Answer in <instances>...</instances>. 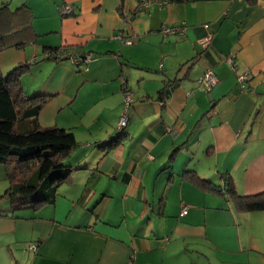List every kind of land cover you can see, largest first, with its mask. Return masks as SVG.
Here are the masks:
<instances>
[{"label": "crops", "instance_id": "0c3cea01", "mask_svg": "<svg viewBox=\"0 0 264 264\" xmlns=\"http://www.w3.org/2000/svg\"><path fill=\"white\" fill-rule=\"evenodd\" d=\"M10 1V15L27 8V41L7 48L27 65L24 96L45 98L38 125L78 145L52 203L13 211L0 199V264H264V211H240L229 194L264 193V0H148L131 24L138 0ZM180 23L183 36L159 33ZM208 68L219 82L204 93ZM122 77L132 101L109 147ZM7 187L0 164V196Z\"/></svg>", "mask_w": 264, "mask_h": 264}, {"label": "trees", "instance_id": "16d2710c", "mask_svg": "<svg viewBox=\"0 0 264 264\" xmlns=\"http://www.w3.org/2000/svg\"><path fill=\"white\" fill-rule=\"evenodd\" d=\"M26 9L20 7L10 15L7 5H1L0 51L19 48L27 41ZM58 52L52 49L46 58ZM61 55L65 59L71 56L61 52L55 58L61 61ZM26 69L27 65L21 64L6 75L0 72V164L5 168L8 181L0 199H7L13 211L54 201L57 187L70 180L72 169L65 161L78 145L71 131L38 125L37 116L46 100L40 96H24L20 78ZM126 125L120 131L116 129L109 147L118 143ZM229 194L240 211H264V193L244 197L231 189Z\"/></svg>", "mask_w": 264, "mask_h": 264}, {"label": "built area", "instance_id": "2783aa9c", "mask_svg": "<svg viewBox=\"0 0 264 264\" xmlns=\"http://www.w3.org/2000/svg\"><path fill=\"white\" fill-rule=\"evenodd\" d=\"M232 1V0H230ZM150 2L148 0H138L136 6L134 7V9L131 11L130 16L124 19V23L125 24H131L132 22H134V20L138 17V15L141 13V11L144 8H147L149 6ZM57 11L62 14V15H66L69 14L72 9L70 6L68 5H61L57 8ZM203 27L206 30V33L200 37L199 39H197V43L200 45L201 48L203 49H207L210 41L212 39V32L209 29L208 24H204ZM185 30L186 27L184 26L183 23L177 24V25H162L159 29V33L163 36V37H167V36H183L185 34ZM118 39L123 42V43H128L126 40H124V38L122 37L121 34L118 35ZM49 54L47 53L48 57ZM65 59V57L63 55L59 56V60H63ZM71 62L74 64H78V63H88L90 61V56L87 55L85 57H79V58H70ZM226 62L228 64H231L233 62V57L232 55H228V57L226 58ZM239 79H244V76H240ZM219 80L217 78V76L214 74V72L211 69H206L203 74L201 75V77L198 78L197 80V88L198 90L204 92V93H208L209 91H211L217 84H218ZM121 86H122V90L124 93V110L118 120L117 123V130H121V128H123L126 123H127V115H126V108L130 105L132 99H131V93L130 91L127 90V87L125 85V79L122 77L121 78ZM183 213H185V209L182 210ZM28 250L32 251V252H36L37 251V245L30 243L28 245Z\"/></svg>", "mask_w": 264, "mask_h": 264}, {"label": "rangeland", "instance_id": "374dc122", "mask_svg": "<svg viewBox=\"0 0 264 264\" xmlns=\"http://www.w3.org/2000/svg\"><path fill=\"white\" fill-rule=\"evenodd\" d=\"M20 0H13V1H10V8H15L16 7V4H18ZM58 12V11H57ZM59 13V12H58ZM17 50H9V49H4L2 51H0V72L3 74V75H6L12 68L20 65V64H17V65H12L14 64L12 61V58H14L16 55L17 52H15ZM87 64V63H85ZM11 66V67H10ZM14 66V67H13ZM197 82V81H196ZM197 88V87H196ZM198 90V88H197ZM200 91V90H198ZM117 128V127H116ZM37 244V243H35ZM27 249V247H26ZM32 252V251H31Z\"/></svg>", "mask_w": 264, "mask_h": 264}, {"label": "water", "instance_id": "95a60500", "mask_svg": "<svg viewBox=\"0 0 264 264\" xmlns=\"http://www.w3.org/2000/svg\"><path fill=\"white\" fill-rule=\"evenodd\" d=\"M119 2H120V7L122 9L123 8V5H124V0H119Z\"/></svg>", "mask_w": 264, "mask_h": 264}]
</instances>
